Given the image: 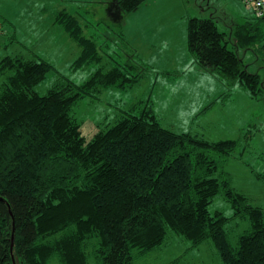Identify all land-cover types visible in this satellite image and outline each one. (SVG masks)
<instances>
[{
	"label": "trees",
	"instance_id": "trees-1",
	"mask_svg": "<svg viewBox=\"0 0 264 264\" xmlns=\"http://www.w3.org/2000/svg\"><path fill=\"white\" fill-rule=\"evenodd\" d=\"M105 1L111 4L107 18L119 21L145 2ZM246 6L247 15L228 21L230 31L214 14L188 17L187 45L226 87L221 97L239 88L258 100L264 99V14ZM88 21L98 30V21ZM54 22L81 48L74 66L96 61L97 38L84 35L76 15L63 7ZM247 54L252 58L245 62ZM106 57L111 67L100 62L84 82L62 78L44 94L35 87L51 63L21 54L0 58V75L10 72L0 83V264H89L84 243L93 233L96 264H132L159 248L168 230L190 247L210 239L221 264H264V208L231 186L223 165L237 139L211 141L165 127L140 99L111 125L101 123L90 139L83 135L70 113L75 102L110 86H130L140 76L128 74L112 54ZM256 175L264 183V172ZM219 193L231 217L209 211ZM231 218L250 224L235 243L225 229Z\"/></svg>",
	"mask_w": 264,
	"mask_h": 264
},
{
	"label": "rangeland",
	"instance_id": "rangeland-1",
	"mask_svg": "<svg viewBox=\"0 0 264 264\" xmlns=\"http://www.w3.org/2000/svg\"><path fill=\"white\" fill-rule=\"evenodd\" d=\"M93 1L0 0V58L21 54L26 59L39 56L51 63L53 68L35 87L39 94H44L62 78L67 77L76 84L84 82L100 62L111 67L114 61L105 55L112 54L128 74L140 73V76L130 86H110L102 89L97 98L87 96L75 102L70 113L80 121L83 135L90 139L101 123L111 125L136 100L146 104L151 102L165 127L197 132L211 141L237 139L240 143L224 161V169L231 176L232 187L244 193L251 204L264 208V183L256 175V172H264V99L252 98L239 88H232L230 96L221 97L226 87L210 72L196 71L195 66L200 65L187 44L185 49L184 39H181L186 32L187 25L183 20L187 21L183 17L187 9L199 15V7H204L207 0L168 2L166 5L171 12L166 13V21L163 16L153 20L148 12L152 4L148 3L149 7L143 4L126 18L123 25L118 16L112 14L114 19L107 18L104 9L110 8L111 4L104 7L98 5L101 0L97 4ZM212 4L218 11L216 18L220 28L227 31H230V23L226 16L237 18L248 14L241 0H212ZM63 7L85 25L84 35L91 33L97 38L100 52L93 55L96 61L73 65L81 48L61 25L54 22L56 11ZM94 9L101 12L94 13L95 18L91 13ZM88 20L98 21V30L93 29ZM121 29H126L124 35L129 42L124 40ZM249 55L244 58L245 62L252 58ZM9 73L0 75V83ZM212 200L209 211H222L231 217L233 210L222 194ZM249 226L246 219H229L225 229L230 243H235L240 232ZM166 236L159 248L142 257L137 256L132 264H165L180 255L178 264H221L216 246L210 239L190 247L188 241L170 230ZM97 242V234L93 233L84 243L89 264H96L92 256ZM51 264L57 263L52 261Z\"/></svg>",
	"mask_w": 264,
	"mask_h": 264
},
{
	"label": "crops",
	"instance_id": "crops-1",
	"mask_svg": "<svg viewBox=\"0 0 264 264\" xmlns=\"http://www.w3.org/2000/svg\"><path fill=\"white\" fill-rule=\"evenodd\" d=\"M98 1V0H97ZM97 1H93L95 4H97ZM170 1H175V0H145V2H143L142 3V5L143 4H145L146 6L145 7H149L148 6V3H151L152 5L150 6L151 8H149V10H148V12L152 15V19L153 20H159L160 19V17H162L163 16V20L164 21H166V13L168 14L169 12H171L170 11V9H169V5H166L168 2H170ZM242 1V3H243V0H241ZM204 4V7H202V6H200L199 7V11H200V13H199V15H196V14H194L195 12H193V11H191V10H189V9H187V12L185 13V15H184V19H186V21H188V17H190V16H200V15H211V14H214L215 16H216V14L218 13V11H217V9L215 8V7H213L214 5L212 4V0H207L206 2H204L203 3ZM98 5H100V6H104L105 7V5H107V3H106V1L105 0H102V1H98ZM142 5H140L135 11L137 12L139 9H140V7L142 6ZM243 5H245L244 3H243ZM95 6H97V5H95ZM95 6L93 7V8H95ZM183 6V5H182ZM247 7V6H246ZM62 9V8H61ZM247 9L248 10H250L248 7H247ZM105 10H106V8L104 9V12H105ZM98 12H100V11H98V9H94L91 13L94 15V18H95V14H97ZM132 12H134V11H131V13ZM95 13V14H94ZM131 13H128V14H126V15H124L123 16V18L125 17V19H123L122 18V20L120 21L121 22V25H123V23L125 22V20H126V18L129 16V15H131ZM100 14H101V12H100ZM245 14V13H244ZM227 17V19H232L233 20V22H234V20H240L241 19V16H239V17H235V18H232L231 16H226ZM156 18V19H155ZM220 18V17H219ZM184 21V24L186 23V25H187V22H185V20H183ZM124 27H126V25L124 26ZM121 33L123 34V37H124V39L127 41V42H129V40H127V38L125 37V33H126V29H124L123 31H122V29H121ZM186 33H187V31L186 32H183V38H181L182 40L184 39V42H185V49H186V44L188 43L187 41H186V39H187V36H186ZM127 34V33H126ZM183 42V41H182ZM183 42V43H184ZM76 43V42H75ZM187 50V49H186ZM132 53H134V51L132 52ZM194 56V55H193ZM194 58H195V56H194ZM187 59L189 60V55H188V57H187ZM195 60H196V58H195ZM197 62V61H196ZM195 69H196V71L197 72H199V73H203V74H207L208 73V71L207 70H205L204 68H201V66L199 67L198 65H196L195 66ZM211 74V73H210ZM213 75V74H212ZM215 77H217L216 75H215ZM150 104V106H151V108H152V110L156 113V115H157V118H158V121H160L161 122V116H160V113L159 112H157L154 108H153V106H152V103L150 102L149 103ZM163 124V123H162Z\"/></svg>",
	"mask_w": 264,
	"mask_h": 264
},
{
	"label": "built area",
	"instance_id": "built-area-1",
	"mask_svg": "<svg viewBox=\"0 0 264 264\" xmlns=\"http://www.w3.org/2000/svg\"><path fill=\"white\" fill-rule=\"evenodd\" d=\"M255 16H261L264 14V0H244Z\"/></svg>",
	"mask_w": 264,
	"mask_h": 264
}]
</instances>
